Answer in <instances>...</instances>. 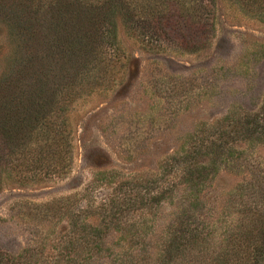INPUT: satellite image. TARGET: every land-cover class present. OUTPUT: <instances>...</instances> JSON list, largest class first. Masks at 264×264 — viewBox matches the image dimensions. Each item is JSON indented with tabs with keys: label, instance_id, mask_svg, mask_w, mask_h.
I'll use <instances>...</instances> for the list:
<instances>
[{
	"label": "trees",
	"instance_id": "1",
	"mask_svg": "<svg viewBox=\"0 0 264 264\" xmlns=\"http://www.w3.org/2000/svg\"><path fill=\"white\" fill-rule=\"evenodd\" d=\"M234 1L244 14L264 23V0ZM0 15L28 32L23 56L7 71H0V190L5 179L26 184L61 178L68 172L69 106L86 90L114 81L116 65L131 66L118 41L117 19L152 49L196 52L215 34L214 0H0ZM42 46L45 54L38 52ZM211 125L204 135L162 160L158 175L167 171L171 179L167 187L159 185L162 177L153 179L154 190L148 196H134L123 205L116 186L96 201L87 197L91 187L86 186L85 196L75 194L38 205L44 215L52 208L55 215L67 219L51 246L56 251H47L41 258L44 248L38 245L16 254L0 250V264H87L102 249L108 231L120 229L121 218L135 203L139 209L147 203L158 206L165 198L173 200L179 187L184 195L176 205L177 225H171L161 245L165 251L160 253L161 258L175 261L172 251L181 256L189 245L205 240L189 214L197 209L203 188L222 167L232 169L235 164L251 177L254 196L242 210L248 219L246 223L234 220L235 229L225 238L228 245L220 246L209 260L211 264H264V95L255 107L229 110ZM106 174L98 171L95 176H101L97 180L104 184L115 183V177Z\"/></svg>",
	"mask_w": 264,
	"mask_h": 264
},
{
	"label": "rangeland",
	"instance_id": "2",
	"mask_svg": "<svg viewBox=\"0 0 264 264\" xmlns=\"http://www.w3.org/2000/svg\"><path fill=\"white\" fill-rule=\"evenodd\" d=\"M3 18L0 15V71H7L23 56L28 32ZM214 21L210 43L185 53L152 49L117 19L118 41L131 66L116 65L114 81L86 90L69 106L71 159L63 177L26 184L4 180L0 250L16 254L38 245L44 248L41 258L55 252L51 246L67 219L52 208L44 215L38 205L85 196L86 186L91 187L87 197L96 201L116 186L123 205L134 196H148L153 179L162 177L159 185L164 187L171 179L167 171L158 175L166 156L204 135L229 110L256 106L264 95V23L244 14L234 0H214ZM38 52L47 50L42 46ZM225 168L203 188L197 209L189 211L205 240L189 245L181 256L172 251L175 261L160 253L171 225H177L176 205L184 195L179 187L173 200L165 198L158 206L147 203L139 209L135 203L121 218L120 229L108 231L102 249L87 264H211L220 246L228 245L225 238L235 229L234 220L247 222L242 210L254 196L246 169L237 164ZM98 171L113 175L115 183L97 180L102 178L95 176ZM202 245L208 248L203 251Z\"/></svg>",
	"mask_w": 264,
	"mask_h": 264
}]
</instances>
